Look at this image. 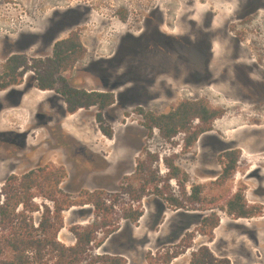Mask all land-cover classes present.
Returning a JSON list of instances; mask_svg holds the SVG:
<instances>
[{
    "label": "rangeland",
    "instance_id": "1",
    "mask_svg": "<svg viewBox=\"0 0 264 264\" xmlns=\"http://www.w3.org/2000/svg\"><path fill=\"white\" fill-rule=\"evenodd\" d=\"M190 2L0 0V75L10 56L23 55L33 66L51 58L55 42L78 33L86 53L58 76L72 87L114 96V104L102 111L103 127L112 135L107 138L95 121L97 108L67 113L56 91L36 88L33 67L20 85L0 91V187L11 176L61 167L65 177L55 198L75 204L61 213V244L75 243L74 226L96 222V242L113 228L119 233L91 250L93 256L116 257L125 264H165L172 257L169 264H189L191 255L205 247L230 264H264V12L233 28L235 0ZM157 9L156 21L146 25ZM161 17L164 24L157 27ZM202 43L213 55L211 76L197 53ZM199 99L223 113L187 150L184 135L163 140L157 130L149 133L141 125L138 109L165 114L182 101ZM229 151L239 157L233 174L222 182L219 159ZM172 159L188 176L184 189L166 180L165 160ZM141 161L157 172L154 186L165 196L153 195L149 185L147 206L130 208L121 190L127 185L138 189L134 177ZM195 186L201 188L199 203L188 199ZM84 192L100 194L106 204L120 198L97 216L91 203L83 205ZM236 193L255 208L254 216L227 213L226 203ZM169 197L179 205L166 203ZM154 201L161 205L153 206ZM32 204L39 208L31 214L36 225L53 202L36 196ZM124 210L141 211L144 219L132 223L122 216ZM212 216L218 225L208 232L201 221Z\"/></svg>",
    "mask_w": 264,
    "mask_h": 264
},
{
    "label": "trees",
    "instance_id": "2",
    "mask_svg": "<svg viewBox=\"0 0 264 264\" xmlns=\"http://www.w3.org/2000/svg\"><path fill=\"white\" fill-rule=\"evenodd\" d=\"M85 55V49L78 33H70L67 38L55 42L51 58L44 61H35L29 66V61L23 55L10 56L0 75V91L20 85L23 75L33 67L37 72L36 88L40 91L54 90L58 93L66 106V112L74 114L80 109L97 108L95 121L102 135L111 138V133L103 127L102 111L114 104V96L109 92H86L70 86L64 78L58 75L72 67ZM142 119V127L149 133L157 130L163 140H170L177 135H184V150L190 148L197 139L212 128V124L222 115L221 110L212 108L206 100L182 101L165 114H154L138 109ZM238 153L225 152L219 162L223 170L219 180L225 182L235 171ZM168 170L166 180H174L179 187H185L188 176L174 166L172 160H165ZM65 177L64 170L60 168H37L24 175L11 176L0 187V264H125L116 257L93 256L91 250L99 249L105 240L117 231V228L106 231L105 237L96 242L98 234L96 222L84 226H74L70 229L75 239L72 246L61 244L57 235L62 227L61 213L75 206L74 202L58 201V186ZM136 180L140 182L138 189L127 185L121 190V195L128 197L130 208L140 207V202L149 193V185H154L159 176L150 167L144 168L138 163L135 171ZM181 178V179H180ZM154 183V184H153ZM168 187V186H166ZM167 188L166 190H168ZM201 188H191L189 201L199 203ZM34 192H37L34 193ZM153 195L164 197L163 191L157 186L152 188ZM87 203H91L98 216L101 211H108L119 201L120 196H114L112 203H108L98 193L84 192ZM43 197L53 202L52 211L44 208L40 221L35 225L31 214L39 211L32 204L34 197ZM172 204H177L174 198H166ZM132 203H138L136 207ZM109 205V206H106ZM227 213L235 218H249L256 214L255 208H248L241 193H236L226 203ZM122 216L132 223H136L142 216L138 210L123 211ZM103 227L106 223H102ZM218 222L215 218L205 217L201 221L202 227H208V232L216 228ZM191 237V235H188ZM92 256L94 258H92ZM172 257H168L165 264H169ZM151 261V258L149 259ZM189 264H230L226 258L214 257L207 248L201 247L191 255Z\"/></svg>",
    "mask_w": 264,
    "mask_h": 264
},
{
    "label": "flooded vegetation",
    "instance_id": "3",
    "mask_svg": "<svg viewBox=\"0 0 264 264\" xmlns=\"http://www.w3.org/2000/svg\"><path fill=\"white\" fill-rule=\"evenodd\" d=\"M235 11L233 13V28H235V24L236 22H241V23H251L253 22V19L255 16H257L260 12H264V0H235ZM190 6H193V0H191ZM159 15V10H155L154 12H152L150 15H149V18L146 19V25L152 23L153 21H156L155 20V15ZM160 16H162V14H160ZM212 18H213V15H211V13H209L207 15V21H206V26H205V29L209 30V27L211 25V21H212ZM156 23V22H155ZM162 24H164V19L163 17H161L159 20H157V27H160ZM190 26L192 27H195V25L193 23H190L189 24ZM83 45V44H82ZM84 47V46H83ZM86 53V52H85ZM198 56H199V59H201L204 63V67L206 68L207 70V75L208 76H211L210 72H209V64L211 62V59L213 57V55L210 53V45L209 44H206L205 43H202L201 45H199V48H198ZM78 63V62H77ZM205 71V69H204ZM195 75H198V74H194L193 77ZM199 76V75H198ZM25 77V74L23 75V78ZM22 78V79H23ZM88 92V91H86ZM91 92H100V91H91ZM105 92V91H103ZM110 93V92H109ZM189 149V148H188ZM157 162V159L155 158L151 165H154L155 163ZM172 162L174 164V160L172 159ZM140 163L143 164L144 168L148 167L145 162L141 161ZM138 164V163H137ZM165 165V164H164ZM175 166V165H174ZM137 167V165H136ZM150 167V166H149ZM166 167V166H165ZM177 167V166H176ZM178 168V167H177ZM254 169H256V167H253ZM253 169V170H254ZM136 171V169H135ZM168 171V170H167ZM154 184V183H153ZM156 184V183H155ZM154 184V185H155ZM154 185H152L153 187H155ZM150 187V186H149ZM190 195V194H189ZM147 199L146 196H144L140 202V205L142 204L143 205V201ZM166 203H168L169 205L171 206H174L175 204H172L171 202L169 201H166ZM138 205V203H132V206L133 207H136Z\"/></svg>",
    "mask_w": 264,
    "mask_h": 264
},
{
    "label": "crops",
    "instance_id": "4",
    "mask_svg": "<svg viewBox=\"0 0 264 264\" xmlns=\"http://www.w3.org/2000/svg\"><path fill=\"white\" fill-rule=\"evenodd\" d=\"M146 200H144L143 201V208H144V206H147L146 204ZM153 203V206H155L156 207V205H161V204H159L157 201H154V202H152ZM162 203V202H161ZM165 210V209H164ZM163 213H164V211H163ZM144 216H145V214L141 217V219L139 220L140 222H142V220L144 219ZM139 222V223H140ZM136 230V227H134V231ZM155 230V228H153V230L152 231H154ZM118 233H119V231H117L116 233H114L113 235H111L110 237H109V239H107V241L105 242V245H107V244H109L110 243V241L112 240V239H114L117 235H118ZM135 236H136V234H135Z\"/></svg>",
    "mask_w": 264,
    "mask_h": 264
}]
</instances>
